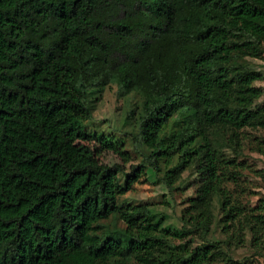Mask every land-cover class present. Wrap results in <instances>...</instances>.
<instances>
[{"label": "trees", "instance_id": "obj_1", "mask_svg": "<svg viewBox=\"0 0 264 264\" xmlns=\"http://www.w3.org/2000/svg\"><path fill=\"white\" fill-rule=\"evenodd\" d=\"M263 53L264 0H0V264H236L219 244L172 241L206 236L216 196L224 229H251V210L222 188L233 161L213 136L237 151L242 130L264 129V104L248 106L261 90L240 65ZM110 85L142 97L136 136L153 170L169 163L165 185L186 168L199 177L197 215L179 230L119 204L145 165L127 172L88 144L128 161L83 127Z\"/></svg>", "mask_w": 264, "mask_h": 264}, {"label": "rangeland", "instance_id": "obj_2", "mask_svg": "<svg viewBox=\"0 0 264 264\" xmlns=\"http://www.w3.org/2000/svg\"><path fill=\"white\" fill-rule=\"evenodd\" d=\"M240 65L244 72L255 78L252 86L261 90V96L248 105L253 110L257 109L264 104V53L260 57L246 56ZM92 101V117L84 122L85 131L112 141L128 155L125 163L118 155L103 148L97 140L88 143L97 149L101 160L110 165H123L127 172L130 166L145 165L144 175L129 192L119 198V204L145 205L158 217H164L163 227L179 230L185 223L182 218H186L188 209L192 218L197 215V209L189 207L200 186L195 169L186 168L179 177H169V188L164 183L169 163L159 161L157 171L147 164L150 151L140 144L136 136L141 96L135 93L121 96L117 86L110 85L101 95L93 96ZM213 139L221 149L222 158L233 161V164L224 166L222 188L228 193L234 207L245 213L251 210V229L245 221L237 224L236 220L224 229V212L220 207L222 199L216 196L206 211L211 215L206 236L198 230L183 240H173L172 245H184L190 250L208 243L219 244V255L229 257L236 264H264V129L251 127L242 130L237 151L217 134H214ZM257 225L262 226L263 231H257ZM227 230L230 234L226 233ZM218 257L207 264H223L224 259Z\"/></svg>", "mask_w": 264, "mask_h": 264}]
</instances>
